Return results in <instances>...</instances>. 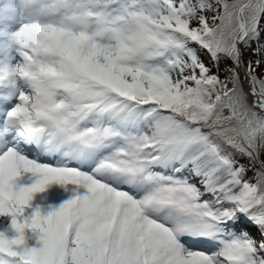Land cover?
I'll return each mask as SVG.
<instances>
[{"label":"snow or ice","instance_id":"obj_1","mask_svg":"<svg viewBox=\"0 0 264 264\" xmlns=\"http://www.w3.org/2000/svg\"><path fill=\"white\" fill-rule=\"evenodd\" d=\"M262 34L264 0H0V264H264Z\"/></svg>","mask_w":264,"mask_h":264},{"label":"rangeland","instance_id":"obj_2","mask_svg":"<svg viewBox=\"0 0 264 264\" xmlns=\"http://www.w3.org/2000/svg\"><path fill=\"white\" fill-rule=\"evenodd\" d=\"M261 40L264 41V34L261 35ZM255 47H256V45H255V43H253L252 48H255ZM242 51H243V57L242 58H243V60L245 62H247L249 59H251L252 61H255L256 59L259 58L262 61V63L256 69V72H257V75H260L261 73H264V55H261V56L257 57L256 55H253L252 54V49H246V50L245 49H242ZM199 55H200V58L205 62L206 65L211 66L210 65V61H209V57H208V55L205 52H204V55H201L200 53H199ZM224 62H225V60H222L221 63H220V71H219V74H221L222 72H224V68H225V66H223L224 65ZM226 63L227 64H230V61H226ZM212 71L213 72H216V69L213 68ZM237 159H239L240 162L243 163V164H245V165H247V163H248L247 162V159H245V158L237 157ZM261 159L264 160V154L261 155ZM183 175L189 176L190 181L192 183H194V184H197L198 187L201 186L199 184V182H198V179H195L194 177H192L189 174V172H185V173H183ZM252 176H253V172L252 171H247L245 178L248 179V178H251ZM201 190L203 191V188L202 187H201ZM204 198L205 199H210V197H208V196H206ZM40 208H42V211H40L42 216H45V214L47 215L49 213L48 210H47L49 208H47V207L46 208L40 207ZM32 213H33V211L32 212H27L25 214V216H29L30 217L32 215ZM241 218L243 219V221L246 222V224H241V225H239L238 228L235 227L236 234L239 235L242 231H246L254 239L259 240V238H260L259 230L256 227H254L253 225H251V223L247 222L243 217H241ZM6 227H11V217L6 220ZM0 232H2L1 231V228H0ZM16 235L17 234L13 230L12 233H10V234H8L6 236L9 239H13V238L16 237ZM25 237H26V246L27 247H36V245L38 243V236L36 234H34L31 231H29V230L26 229L25 230Z\"/></svg>","mask_w":264,"mask_h":264},{"label":"bare ground","instance_id":"obj_3","mask_svg":"<svg viewBox=\"0 0 264 264\" xmlns=\"http://www.w3.org/2000/svg\"><path fill=\"white\" fill-rule=\"evenodd\" d=\"M245 86L247 87V85H245ZM26 176H31V174H26ZM35 179H36V177H32L31 180H28V182L26 184H23V186H29L30 183L34 182ZM76 190H77V188H75L74 185H72V184L61 185V184L53 182L52 184L46 186V189L43 193L34 194L33 200L30 201L29 206H27L25 208L24 214H26L27 212H32L37 208H39L40 211H42V208H40V207L49 208V209H47L48 212H51L55 209H58L68 199L73 198V193ZM82 191L83 190L79 189V193L81 195L84 194V192H82ZM8 218H10V217L9 216H0V228H1L2 232H5L6 235L13 232L11 227H6V220ZM40 246L41 245L39 243H37L36 247L38 248ZM205 250H207V249H205Z\"/></svg>","mask_w":264,"mask_h":264},{"label":"trees","instance_id":"obj_4","mask_svg":"<svg viewBox=\"0 0 264 264\" xmlns=\"http://www.w3.org/2000/svg\"><path fill=\"white\" fill-rule=\"evenodd\" d=\"M194 48H197V50H198V52L201 54V55H204V53L202 52V50H199V48H198V46L197 45H192ZM226 61H228V60H226L225 59V62H224V65L223 66H226V65H228L227 63H226ZM219 76H220V78L221 79H223L224 78V72H222L221 74H219ZM248 162V161H247Z\"/></svg>","mask_w":264,"mask_h":264},{"label":"clouds","instance_id":"obj_5","mask_svg":"<svg viewBox=\"0 0 264 264\" xmlns=\"http://www.w3.org/2000/svg\"><path fill=\"white\" fill-rule=\"evenodd\" d=\"M17 208H18V212H19V214L23 215L24 209L21 208V207H19V206H17ZM29 231H31V230H29ZM34 234H35V233H34ZM24 235H25V234H24ZM25 242H26V237H25Z\"/></svg>","mask_w":264,"mask_h":264},{"label":"water","instance_id":"obj_6","mask_svg":"<svg viewBox=\"0 0 264 264\" xmlns=\"http://www.w3.org/2000/svg\"><path fill=\"white\" fill-rule=\"evenodd\" d=\"M240 74H241V77L243 78V75H244V69H241Z\"/></svg>","mask_w":264,"mask_h":264}]
</instances>
